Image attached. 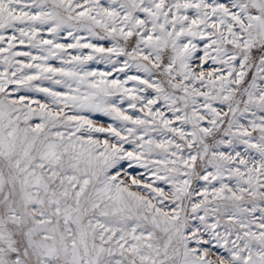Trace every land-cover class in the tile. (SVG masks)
Here are the masks:
<instances>
[{
	"label": "snow or ice",
	"instance_id": "obj_1",
	"mask_svg": "<svg viewBox=\"0 0 264 264\" xmlns=\"http://www.w3.org/2000/svg\"><path fill=\"white\" fill-rule=\"evenodd\" d=\"M0 264H264V0H0Z\"/></svg>",
	"mask_w": 264,
	"mask_h": 264
}]
</instances>
